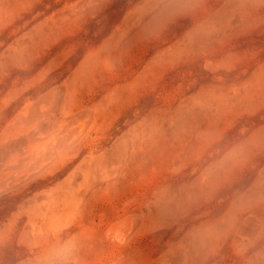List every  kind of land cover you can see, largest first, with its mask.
Instances as JSON below:
<instances>
[{"label":"rangeland","instance_id":"rangeland-1","mask_svg":"<svg viewBox=\"0 0 264 264\" xmlns=\"http://www.w3.org/2000/svg\"><path fill=\"white\" fill-rule=\"evenodd\" d=\"M0 264H264V0H0Z\"/></svg>","mask_w":264,"mask_h":264},{"label":"bare ground","instance_id":"bare-ground-1","mask_svg":"<svg viewBox=\"0 0 264 264\" xmlns=\"http://www.w3.org/2000/svg\"><path fill=\"white\" fill-rule=\"evenodd\" d=\"M17 114H18V113H17ZM19 114H20V113H19ZM20 116H21V115H20ZM15 125H16V124H15ZM5 132H6V131H5ZM5 135H6V133H5ZM4 138H6V136H5ZM4 138H3V139H4ZM29 139H30V138H29ZM1 140H2V138H1ZM38 154H39V153H38ZM34 155H35V154H34ZM34 155H33V156H34ZM33 156H31V157H33ZM35 158H36V157H35ZM32 159H33V158H32ZM44 165H45V164H44ZM9 167H10V166H9ZM7 168H8V167H7ZM24 170H25V169H24ZM28 170H29V169H28ZM31 170H32V169H31ZM23 174H24V173H23ZM34 176H35V175H34ZM24 182H25V181H24ZM22 183H23V182H22ZM126 224H127V223H126ZM121 226H122V225H121ZM112 227H113V226H112ZM111 230H112V228H111ZM111 230H110V231H111ZM113 230H114V229H113ZM119 233H120V232H119ZM114 234H116V233H114ZM114 236H115V235H114ZM123 236H124V235H123ZM114 239H115V241H118V236H115ZM119 242H120V241H119ZM115 243H116V242H115ZM121 243H122V242H121ZM121 243H120V244H121Z\"/></svg>","mask_w":264,"mask_h":264}]
</instances>
